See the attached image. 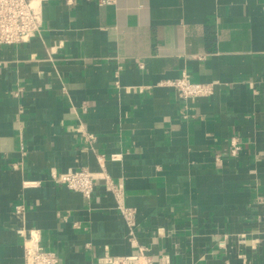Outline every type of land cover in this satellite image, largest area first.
Instances as JSON below:
<instances>
[{
    "label": "crops",
    "instance_id": "1",
    "mask_svg": "<svg viewBox=\"0 0 264 264\" xmlns=\"http://www.w3.org/2000/svg\"><path fill=\"white\" fill-rule=\"evenodd\" d=\"M37 1L42 34L0 46V264L32 229L61 264H264V0ZM184 71L214 93L180 99ZM70 168L124 184L134 235L103 183L53 182Z\"/></svg>",
    "mask_w": 264,
    "mask_h": 264
},
{
    "label": "built area",
    "instance_id": "2",
    "mask_svg": "<svg viewBox=\"0 0 264 264\" xmlns=\"http://www.w3.org/2000/svg\"><path fill=\"white\" fill-rule=\"evenodd\" d=\"M101 4H111L114 0H99ZM44 20L42 9L37 0H0V46H15L30 39L40 36L43 32ZM118 75V73H117ZM119 86V81H116ZM163 84L173 87L176 95L183 100L199 97H208L214 93L213 82H197L192 80L187 72L180 77L167 79ZM94 138L93 134L88 135ZM230 154L235 157L242 149L241 137H231ZM112 160H118V154L111 155ZM216 161L221 162L222 157L217 156ZM54 183L64 185L67 188L80 192L85 198L90 199L95 186L101 182L106 189L114 195L117 208L132 236L137 227V209L126 204L124 184L116 182L112 175L102 169L94 172L88 168L73 169L66 171L53 170L51 173ZM34 184V183H29ZM17 211H23V206L18 205ZM26 231H20L25 237L24 241V264H61V258L56 251L47 249L41 242L37 230L32 229L26 235ZM109 264H153V259L147 252L129 254L125 256H113L109 252L101 259Z\"/></svg>",
    "mask_w": 264,
    "mask_h": 264
}]
</instances>
